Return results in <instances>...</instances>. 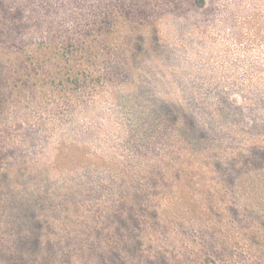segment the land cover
Wrapping results in <instances>:
<instances>
[{
	"label": "rangeland",
	"instance_id": "obj_1",
	"mask_svg": "<svg viewBox=\"0 0 264 264\" xmlns=\"http://www.w3.org/2000/svg\"><path fill=\"white\" fill-rule=\"evenodd\" d=\"M83 38L96 47L99 58L89 68L98 84L71 96L58 78L46 93L40 90L43 76H26L23 55L5 68L0 63L17 79L10 81L15 88L5 82L2 91L0 145L14 169L9 182L17 196L0 204V264L21 247L27 254L29 243L16 247V226L31 232L18 225L30 222L19 212L22 203L38 216L48 212L50 223L75 219L78 184L95 174L92 167L110 164L131 174L129 199L145 189V202L175 217L170 241L165 223L146 214L138 230L145 245L127 251L134 264H264V104L257 94L264 90V0H208L204 8L193 0H0L3 49L43 46L52 56ZM26 80L33 85H23ZM180 83L189 85L185 92L210 98V108L198 112L205 129L168 124L166 112L148 103ZM169 132L175 144L166 141ZM159 162L166 178L158 174L153 182L148 171ZM84 188L88 199L97 197V188ZM42 194L47 198L38 200Z\"/></svg>",
	"mask_w": 264,
	"mask_h": 264
},
{
	"label": "trees",
	"instance_id": "obj_2",
	"mask_svg": "<svg viewBox=\"0 0 264 264\" xmlns=\"http://www.w3.org/2000/svg\"><path fill=\"white\" fill-rule=\"evenodd\" d=\"M193 3L195 7L201 6L204 8L207 6L208 0H193ZM42 49L43 46H39L38 48L30 49L25 53H20L18 51L10 52L6 48L3 49L0 47L1 66H4L3 68H5V66L8 65L6 64L8 60L10 63H12V61L20 60V56L23 55L21 62L25 61L27 63V69L25 70L26 76H28V78H35L39 75H42L44 79L42 85L45 88L40 86V90H45V93L46 90H48L46 86H48L49 82L51 81L56 82V78H58V84L61 86L60 89L63 91L66 90L67 86L70 87L66 90L69 91L68 96L76 94V92L81 90H87L91 88L93 83L98 84L93 70L91 71L89 67H91L93 61L95 63L99 57L98 54H96V47L92 43L89 44L86 39L83 38L78 42L70 39L65 45L59 47L57 53L56 50H54V52H52V56L49 53L42 51ZM72 57H74L75 63L77 65L72 63ZM50 58H56L57 63L49 62L48 60ZM22 76V72L18 74V78ZM13 80L17 79H15V77L12 75H7L3 69L0 68V114L3 111V100L5 99V95H3L2 91L7 90L3 87L5 86L6 82L9 88H15L17 83L12 84L10 82ZM29 81L30 80H26L23 85H29ZM46 81L47 84H44ZM160 84L161 83L158 82V85ZM188 86L189 85H186L184 87L180 83V85L175 87L174 90L168 92L169 94L166 96H160V98H156L157 96L155 95L152 98L147 99L148 103L152 104V107L155 108L156 112H158V110L166 112L164 120L168 124L175 125V123L178 122V124L188 123L191 125L193 122L195 126L205 129L207 126V119L201 115H198V112L202 108H210V98H205L203 100L202 93L185 92V89ZM247 90V88L242 89L244 92H247ZM258 90H261V88L258 87L257 91ZM258 92V100L264 104V90ZM220 96H222V98L227 101L229 104L227 106L234 110V100L231 99L227 94ZM157 99H160V101H157ZM237 108L241 111H244L240 106ZM178 111L189 114L192 118L191 119L188 116L190 123L189 121L183 119L184 117L180 120ZM175 114H177V116ZM194 118H196V120H194ZM2 121L0 120V140L2 139L1 126L4 125ZM243 121L249 123L250 118H245ZM227 123L231 124L229 122ZM17 124L20 126L22 121L18 120ZM166 141H168L169 144H175V133L169 132ZM6 158V150L3 148V145H0L1 205L9 196L11 197L10 200L13 199L14 196H17L15 190L12 189V182H9L12 176H14V169L12 166H10ZM88 167L89 166L84 167L83 170L89 169ZM106 167L107 168L101 166L100 168L92 167L89 170H92L95 174L89 176L87 178L88 180H85L86 182H84V184H78L76 194L77 196H79L80 193L82 194V201L80 203V207L78 210H76L75 219L68 221H54L50 223L48 220V212H45L44 215L38 216L31 204L29 205L26 203L24 205L22 203L18 207L20 210L19 212L26 216L30 222L18 223V225L21 224L29 227L31 232L25 234V232H22L20 225L16 226L19 229L18 234L21 235L20 238L16 239V247L29 243L27 254H23L26 249L21 247L22 249H17V251H12L10 255L4 256L3 260H1V263L127 264L128 262L129 264H134L130 260V255L127 251L128 249L130 251H136L138 249L141 251V247L145 245L142 235L138 230H141L147 223L146 214H149L153 218L154 222L163 221L165 223L168 234L167 237L168 240L171 241L175 234L172 228L175 222V217H169L165 215L163 216L160 214L159 209L151 206L149 200L148 202H145V198L148 196V193L145 189H141V192L139 193H134V197L129 199V187L132 183L131 174L127 172L128 170L126 171L124 169H117L111 164L110 166ZM138 170H141L140 167H138ZM148 172L150 173L148 177L149 179H152L153 182H155L158 178V174H160L161 178H166L165 175H163L164 169H161L160 162L154 164V167L150 168ZM102 175H104V177H101ZM99 178L101 179L98 180ZM83 185L84 187L91 185L92 187H95V189L97 188V197H95L93 200L88 199ZM72 190H74L73 187H70L68 194ZM37 198L38 200H45L47 197L46 195L42 194V196ZM22 201L24 200L21 199L19 202ZM114 201L121 207V209L118 210L119 207L114 208L111 206V204H113L112 202ZM74 208L75 207H73L71 211H73ZM66 213L67 215H72V212L70 213L67 211ZM42 218H46L48 221L43 220ZM45 231L52 232L53 234H51L49 237H44L43 234ZM148 232L155 233L154 230L150 229ZM64 234L69 235L68 239H70V241L66 242L65 240H61V237L62 235L64 236ZM72 236L75 238L72 239ZM131 240L133 241L132 244ZM252 244L253 246L257 247L263 246L262 243L260 244L257 241H254ZM91 255H94L95 257L93 261L91 258H89ZM80 257L84 258L80 261ZM148 262L153 263L154 261L152 262V259H148ZM157 262H159L158 259ZM199 264L206 263H204L203 259H200ZM224 264L235 263L231 259L228 262H224Z\"/></svg>",
	"mask_w": 264,
	"mask_h": 264
}]
</instances>
